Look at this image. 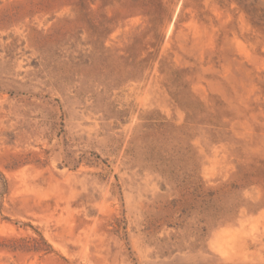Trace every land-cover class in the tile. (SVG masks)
Instances as JSON below:
<instances>
[{
    "label": "rangeland",
    "instance_id": "374dc122",
    "mask_svg": "<svg viewBox=\"0 0 264 264\" xmlns=\"http://www.w3.org/2000/svg\"><path fill=\"white\" fill-rule=\"evenodd\" d=\"M0 264H264V0H0Z\"/></svg>",
    "mask_w": 264,
    "mask_h": 264
}]
</instances>
